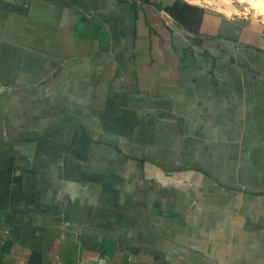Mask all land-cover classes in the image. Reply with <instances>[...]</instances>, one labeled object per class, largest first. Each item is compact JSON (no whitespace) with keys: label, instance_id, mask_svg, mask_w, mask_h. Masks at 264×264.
Listing matches in <instances>:
<instances>
[{"label":"crops","instance_id":"1","mask_svg":"<svg viewBox=\"0 0 264 264\" xmlns=\"http://www.w3.org/2000/svg\"><path fill=\"white\" fill-rule=\"evenodd\" d=\"M152 1L0 0V264H264V31Z\"/></svg>","mask_w":264,"mask_h":264},{"label":"rangeland","instance_id":"2","mask_svg":"<svg viewBox=\"0 0 264 264\" xmlns=\"http://www.w3.org/2000/svg\"><path fill=\"white\" fill-rule=\"evenodd\" d=\"M171 5L177 4L176 10H172L171 13H168L167 10H164L165 13L173 18L176 14L177 17H183L186 20L196 21L200 14L204 13H216L217 15H222L217 12L213 7L214 3L220 1L223 4L228 5L231 9L234 10V13L226 18L242 19L243 21H254L257 22V25L264 31V0L248 1L244 0H169ZM260 10V11H259ZM219 13V14H218ZM224 16V15H222ZM225 17V16H224ZM175 21V20H174Z\"/></svg>","mask_w":264,"mask_h":264},{"label":"trees","instance_id":"3","mask_svg":"<svg viewBox=\"0 0 264 264\" xmlns=\"http://www.w3.org/2000/svg\"><path fill=\"white\" fill-rule=\"evenodd\" d=\"M132 1H137L141 4H147V5H151L157 9L161 8L160 4L158 3H155L154 1L152 0H132ZM176 7H177V4H173L172 7L169 8V10L167 9V12L168 13H171L172 10H176ZM166 10V9H165ZM219 14V13H218ZM183 17H177L176 14L174 16V20L177 21L178 19H182ZM186 19L183 18V21H185ZM179 24V23H178Z\"/></svg>","mask_w":264,"mask_h":264},{"label":"bare ground","instance_id":"4","mask_svg":"<svg viewBox=\"0 0 264 264\" xmlns=\"http://www.w3.org/2000/svg\"><path fill=\"white\" fill-rule=\"evenodd\" d=\"M215 5V4H214Z\"/></svg>","mask_w":264,"mask_h":264},{"label":"flooded vegetation","instance_id":"5","mask_svg":"<svg viewBox=\"0 0 264 264\" xmlns=\"http://www.w3.org/2000/svg\"><path fill=\"white\" fill-rule=\"evenodd\" d=\"M241 2V1H240Z\"/></svg>","mask_w":264,"mask_h":264}]
</instances>
